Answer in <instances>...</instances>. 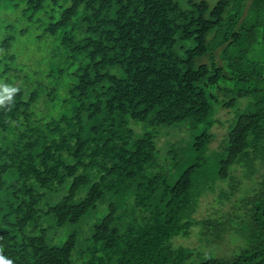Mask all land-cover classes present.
Segmentation results:
<instances>
[{
    "label": "trees",
    "instance_id": "1",
    "mask_svg": "<svg viewBox=\"0 0 264 264\" xmlns=\"http://www.w3.org/2000/svg\"><path fill=\"white\" fill-rule=\"evenodd\" d=\"M64 2L0 0L29 21L46 14L42 35L57 39L63 61L30 80L16 35L0 40V84L19 89L10 110L0 108V255L12 264H264V170L240 201V252L193 261V248L173 244L196 224L227 228L232 193L214 198L223 219H196L201 198L241 162L264 158V0ZM66 72L74 81L61 96ZM251 96L254 109L211 149L213 112ZM182 123L205 129L185 141L160 134ZM104 201L74 256L81 226ZM66 226L76 228L53 242Z\"/></svg>",
    "mask_w": 264,
    "mask_h": 264
},
{
    "label": "rangeland",
    "instance_id": "2",
    "mask_svg": "<svg viewBox=\"0 0 264 264\" xmlns=\"http://www.w3.org/2000/svg\"><path fill=\"white\" fill-rule=\"evenodd\" d=\"M64 4L68 3V0H64ZM182 7H188V0H177ZM201 1V0H196ZM211 7L218 0H206ZM14 13L12 7L9 4H6L4 8L0 10V40L6 36L15 34L16 38L13 42V51H15L19 55V60L25 65V69L23 71V75H27V78L32 80L35 77L42 78L46 76V72L49 69L58 66V64H62V58L59 55L54 56L55 47L57 45V39H52L49 37H44L43 26L48 22L47 15H42L43 12H39L35 14L36 18L41 17V21L37 20H26L21 14L18 13L19 17L14 13L11 16V19L8 18L6 14ZM8 20L12 24V29L7 28L5 26L6 21ZM26 28V32L24 34H19L21 29ZM41 35V37H40ZM190 46L192 43L189 44ZM68 65V64H67ZM73 69V68H72ZM64 74V77L59 78L58 91L61 96L67 92L69 84L74 81V76ZM53 75L56 77H60L58 74L53 72ZM63 76V75H62ZM255 104V97H245L238 100L236 105L232 107H223L219 106L217 110L213 112L210 119L216 120L214 126L209 129L210 132L214 134V139L210 144L211 149H218L222 143V140L226 136L227 132L230 130V126L235 122L237 116L244 111L253 110ZM55 110H41L39 112L40 115H50L54 114ZM177 126V127H176ZM176 126H172L170 128H160L161 133H168L167 140H190L196 134H199L202 130L205 129L203 124L199 125L195 130H193L189 123H182ZM138 133L143 131V127L141 124H135ZM162 134V135H164ZM166 140V137H162L159 143H163ZM166 140V141H167ZM241 167H235V174L229 179L218 180L216 186L213 188L216 190L215 195L212 193H206L205 197L201 198L200 203L198 205L197 211L195 212L194 217L198 220L207 219H223L215 213L217 209L221 206L216 204L214 201L215 196H219V199H226V195L224 194V198L222 199L220 195L222 191L231 192L230 199H226L227 204L223 206L224 210H229V220L225 224L227 228L222 230L219 229H207V231L202 232V228L199 224L194 225L191 234L188 236L179 235L173 238V244H180L184 246H189L193 248V256L191 260L200 261L207 256H220V257H229L232 256L242 250L243 247L247 245V239L245 236V221L242 222L240 220L239 212L242 211L241 208V200L250 192L254 190L259 184L258 182L261 179V171L264 170V158H254L253 161L241 162ZM207 182V181H206ZM233 186V190L231 187ZM220 193V194H219ZM61 196L56 198V200ZM107 204L105 201L98 204L97 208L91 212V214L85 219V222L81 226L79 231V236L77 240L76 250L74 251L77 255V250L82 246H86L88 242V236L91 233L90 227L93 223L98 222L103 215L107 211ZM232 207V208H231ZM231 209L233 210L231 212ZM232 215H230L231 213ZM243 214V213H242ZM245 214H243L244 216ZM227 217V216H223ZM247 217H244V220ZM76 226H66L62 229L57 230L54 235L53 242L61 244L67 238V235L74 231ZM189 264V262H187Z\"/></svg>",
    "mask_w": 264,
    "mask_h": 264
},
{
    "label": "clouds",
    "instance_id": "3",
    "mask_svg": "<svg viewBox=\"0 0 264 264\" xmlns=\"http://www.w3.org/2000/svg\"><path fill=\"white\" fill-rule=\"evenodd\" d=\"M19 89L7 84H0V108L10 110V106L14 105V97ZM0 264H12L3 255H0Z\"/></svg>",
    "mask_w": 264,
    "mask_h": 264
}]
</instances>
